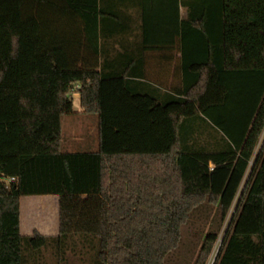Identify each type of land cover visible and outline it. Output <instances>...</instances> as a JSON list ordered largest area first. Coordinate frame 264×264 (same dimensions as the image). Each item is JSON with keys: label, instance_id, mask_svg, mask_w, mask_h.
<instances>
[{"label": "trees", "instance_id": "16d2710c", "mask_svg": "<svg viewBox=\"0 0 264 264\" xmlns=\"http://www.w3.org/2000/svg\"><path fill=\"white\" fill-rule=\"evenodd\" d=\"M153 61L180 86L148 87ZM74 93L96 152L62 150ZM263 133L264 0H0V264L75 239L91 264H208L250 168L214 264H264ZM42 195L59 235L23 237Z\"/></svg>", "mask_w": 264, "mask_h": 264}, {"label": "crops", "instance_id": "0c3cea01", "mask_svg": "<svg viewBox=\"0 0 264 264\" xmlns=\"http://www.w3.org/2000/svg\"><path fill=\"white\" fill-rule=\"evenodd\" d=\"M187 10L182 9V16L186 17ZM148 87H154L162 90L164 93L169 92L171 87L180 86V74L175 77V73L170 66L159 64L153 61L147 66ZM84 112V110H83ZM85 113V112H84ZM86 114V113H85ZM98 119V117H97ZM98 126V120L95 125ZM62 127V145H63ZM91 145L83 152H96L99 149V131ZM85 135V134H84ZM78 139V140H77ZM98 139V140H97ZM83 137L78 133L77 142H81ZM88 142V141H87ZM73 144L68 146V153H76ZM82 152V151H78ZM20 230L23 237H31L38 232L45 237H57L60 231V206L59 196L42 195L26 196L20 200ZM74 243V240L68 241V244Z\"/></svg>", "mask_w": 264, "mask_h": 264}, {"label": "rangeland", "instance_id": "374dc122", "mask_svg": "<svg viewBox=\"0 0 264 264\" xmlns=\"http://www.w3.org/2000/svg\"><path fill=\"white\" fill-rule=\"evenodd\" d=\"M73 98V105H74V113L72 115H67L62 118V127L64 128L63 132V148L62 150L64 152L68 151V146L72 145L74 147V151H85L88 150L87 145H91L92 142H94L95 139V131L96 135L98 134V126L95 125V121L97 122V115L96 114H89L84 113L83 108L81 106L80 102V96L78 93H74L72 95ZM78 133L83 137V140L80 142L76 141V138L78 137ZM85 134V135H84ZM78 140V139H77ZM98 140V139H97ZM88 141V142H87ZM264 144V133L260 139L259 145L256 149L254 159L260 152L262 146ZM253 163L251 164V166ZM251 168L248 171V174L246 178L244 179V182L241 186L238 198L231 210L230 217L228 218L226 225L224 227V231L222 233V237L219 240V242L216 244L214 251L212 255L210 256L208 260V264H214L216 255L219 251L220 244L222 242V238L225 234V231L227 230L228 224L231 220L232 214L234 212V209L236 207L237 201L240 197V194L242 193L246 182L248 180L249 174H250ZM185 242L188 243L191 240V236L189 234V231L185 229L184 233ZM94 257V252L91 249V246L88 244L82 243L79 239H75L74 243H70L67 252H66V258L67 262L66 264H91V260ZM38 259L39 264H56L55 255L52 248H48L43 250L42 254L39 257H36L35 260Z\"/></svg>", "mask_w": 264, "mask_h": 264}, {"label": "built area", "instance_id": "2783aa9c", "mask_svg": "<svg viewBox=\"0 0 264 264\" xmlns=\"http://www.w3.org/2000/svg\"><path fill=\"white\" fill-rule=\"evenodd\" d=\"M0 179H5L7 180L8 182H14L15 181V178L14 177H7L5 174H3L1 171H0Z\"/></svg>", "mask_w": 264, "mask_h": 264}]
</instances>
